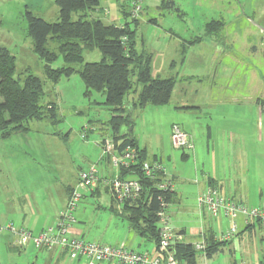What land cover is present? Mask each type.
Wrapping results in <instances>:
<instances>
[{
  "label": "rangeland",
  "instance_id": "rangeland-1",
  "mask_svg": "<svg viewBox=\"0 0 264 264\" xmlns=\"http://www.w3.org/2000/svg\"><path fill=\"white\" fill-rule=\"evenodd\" d=\"M132 1L135 0H100L99 9L92 16L100 17L104 23H111L113 17L116 22L125 20L130 22V26L136 29L135 49L138 52L149 53L152 67L162 74L167 72L171 74L173 67L168 68V65L174 60L179 61L180 42L183 41L181 39L192 41L195 36L202 35L203 24L210 20L211 16L213 18L222 16L230 25L227 26L228 29H234L232 27L240 20L235 19L233 14L224 12L226 7L236 5L245 9L254 8L257 16L255 20L264 24V0H139L141 8L135 18L137 24L132 22L131 16L125 19L120 11L122 5L129 11ZM172 5L180 7L184 14L177 16L176 11L172 10ZM26 12L48 22L58 20L55 0H0V45L6 47L15 57V77H19L21 81L26 73H30L45 81L41 103H54L59 120L52 122L47 117L40 120L30 119L25 122L28 128L26 135L13 134L7 139H0V202H14L16 198L13 196L25 193L30 195L29 200L34 205L44 211L56 212V205L62 204V198L66 195L65 186L75 184L77 171L87 170L91 165H95L99 170L103 165L106 158H101L102 149L96 142L102 138L101 136L111 137L112 129L108 120L112 112L104 103L105 95L101 92L93 90L88 96L84 95V84L77 73L68 78L62 77L56 84L45 80L44 62L33 50V40L27 33ZM78 15L72 13V19L75 20ZM152 19L155 23L151 21ZM190 25L193 28H190ZM169 30L180 36V39L170 36ZM262 39L264 40L263 34ZM49 47L55 48L56 45L50 42ZM82 55L84 62L98 61L102 56L96 48H84ZM63 64L62 56L58 55L51 63V67L57 68ZM179 66L181 65L176 63V68ZM133 81L135 92L131 91L130 97H135L140 89V84L135 82V78ZM185 81L182 80V83ZM185 83L188 86L187 93L193 88L202 87L199 85L200 82L195 80ZM189 86L192 88L189 89ZM175 104L172 101L133 109L131 134L137 139L138 145L146 149L148 160L156 156L161 159L169 174L185 173L193 179L191 149L175 148L172 145L171 128L173 124H177L187 134H191L190 123L196 121L199 130L205 119L201 115L195 116L188 110L186 112L179 110L175 108ZM129 128L122 125L120 132L128 131ZM254 152L252 166H258L259 171L247 173L246 176L251 177L250 181H245L249 184L248 187L256 185L253 181H258L257 178L264 176V144L262 143ZM182 153H188V158H182ZM175 182L177 189L182 182L180 180ZM184 183L187 194L185 192L181 198V205L187 208V212L179 215L175 212L170 214V224L173 226L181 224L180 219L185 222L184 224L193 223V219L197 217L198 203L193 196L196 184L191 181ZM249 190L250 193H254L256 186ZM88 191L89 189H80L82 196L73 212L76 224L86 229L85 237L88 238L87 232L91 236L102 234L111 239L124 235L127 230L125 220L111 216L98 206L108 201L105 193H102L101 197H93L87 193ZM242 201L246 206L252 207L249 202L244 199ZM170 208L169 205V213L172 210ZM222 220L223 224L227 225L226 220L229 219L224 217ZM13 224L15 227L19 226L18 221ZM239 228L241 226L237 227V230ZM220 229L226 228L217 227L216 232ZM7 232L0 235V264H63L55 262L43 251L33 248L10 250L8 242L11 236ZM251 236L247 251L235 250L231 255L219 253L211 261H207V264H234V260L235 264L241 262L249 264L253 260L260 261L256 264H264V228L255 223ZM147 244L151 246L153 243ZM202 253L201 250L198 251V258Z\"/></svg>",
  "mask_w": 264,
  "mask_h": 264
},
{
  "label": "crops",
  "instance_id": "crops-1",
  "mask_svg": "<svg viewBox=\"0 0 264 264\" xmlns=\"http://www.w3.org/2000/svg\"><path fill=\"white\" fill-rule=\"evenodd\" d=\"M171 7L172 10L176 11L177 16L184 14L180 7L176 5ZM226 8L224 12L233 14L232 16L235 19H239L240 22L235 27H232L234 29L231 30L227 27L230 26L229 23L222 16H216V18L211 16L210 20L204 22L203 28L209 21H220L222 26L218 32L213 35H205L203 32L202 35H197L201 37L198 41L191 43H188L190 40L182 38L181 40L186 43L184 56L181 61L176 62L174 60L168 65V68L173 67L171 74H168V72L165 74L157 72L150 61L153 77L165 78L173 76L176 79L167 103L173 101L176 103L175 108L185 112L188 110L195 116L199 117L201 115L205 119V122L201 123L199 130L196 127V121L193 124L192 122L190 123L192 132L188 135H190L193 142L190 154L193 160L191 167L194 168V178H190L191 176L185 173H177L175 175L166 171V176L171 178L174 183V189L168 202V205L171 206L170 210H174L170 211L171 215L174 212L176 215L187 212V208L181 205V198L185 192L187 194V189L184 185L186 181L196 184L193 195L196 200L198 195L205 191L208 186H213L224 197L232 198L238 202H243L242 199H244L251 206L264 205V176L257 178L258 181H253L256 185L253 184L250 187L245 182L251 179L249 175L248 177L246 176L247 173L259 171L257 169L258 166H252L254 151L259 149L262 143L264 144V40L262 39L264 24L255 20L257 16L254 8L245 9L243 6L237 7L236 5ZM106 16L108 18V15ZM151 21L155 23V20L152 19ZM124 22H116L114 17L111 18V23L116 25H121ZM190 28H193V26ZM169 35L180 39V36H177L171 30H169ZM183 41L180 42L181 45L184 44ZM176 63L181 66L176 68ZM182 80H186L185 82L199 81V85L202 87L200 89L193 88L187 93L188 86L185 82L182 83ZM190 88L192 87L189 86ZM135 97L128 95L127 102L131 103L135 100ZM198 117L195 118L198 119ZM27 130L14 134L26 135ZM127 132L129 130L120 133L125 134ZM101 137L96 142L97 144H100V141L104 139L103 136ZM131 137L135 139L136 145L140 150L144 149L146 155V149L138 145L135 136L131 134ZM199 139L202 140L199 141ZM181 156L187 159L189 154L182 153ZM154 157L151 160H159L161 162V159ZM146 160L148 159L146 158ZM198 173L199 175H197ZM119 175L120 170L112 167L109 160L105 159L98 170V183L95 187L89 189L87 193L93 197H101V194L105 193L108 201L98 206L102 210L109 212L111 216L125 220L127 225L125 234L111 239L102 234L91 236L87 232L88 239L85 237L86 229L76 224L77 220L75 217V222L69 227V234L75 238H83L100 243L111 241V244L125 246L131 250L152 253L155 245L149 246L147 243L152 242L150 239L141 237L130 228L124 218L122 206L117 205L107 188L106 181ZM126 176L130 178L129 176L131 175L128 174ZM178 180L182 184L176 189L175 181ZM77 181L78 171L75 184L65 186L66 195L62 198V204L56 205V212L44 211L41 207L34 205L29 200L28 196L30 195L25 193H17L16 196H13L16 198L14 202H0V226L3 228L0 230V235L7 232L4 228L8 223H15V221L19 222L18 227L28 229L34 236L43 229L54 226L71 190L77 185ZM254 186H256V190L254 193H250L249 189ZM197 206V217L193 219V223L184 224L185 222L179 217V223L181 224L172 225L178 235L175 242L193 245L199 242L200 239H204L205 236H214L217 227H225L226 229L230 227L232 220H226L227 225H224L222 220L224 217L222 215L213 217L205 207L199 204ZM234 222L237 227L241 226L237 230L236 235L232 239L218 245L217 250L211 253L210 256H207L202 251L201 257L198 258L197 253L199 250H195L193 264H207V261H211L219 253L223 255L229 253L231 255L235 250L242 252L249 249L252 237L251 232L254 230L255 223H246L242 215L236 216ZM7 233L10 232L8 231ZM10 236L11 240L8 242V248L20 251L22 247L18 244L17 238L12 233H10ZM26 247L43 251L57 263L64 264L67 261V263L69 262L68 264H84L82 260L72 258L58 247L52 249L36 248L31 243H28ZM235 262L234 260V264ZM258 262L253 260L249 264Z\"/></svg>",
  "mask_w": 264,
  "mask_h": 264
},
{
  "label": "trees",
  "instance_id": "trees-1",
  "mask_svg": "<svg viewBox=\"0 0 264 264\" xmlns=\"http://www.w3.org/2000/svg\"><path fill=\"white\" fill-rule=\"evenodd\" d=\"M58 7V20L48 22L26 12L27 33L33 40V50L43 60L45 80L56 84L62 77L68 78L77 73L84 84V95L95 90L105 95L104 103L112 112L108 124L115 148L121 151L128 145L138 150V161L128 168H119L120 178H136L142 191L138 199L122 205L124 218L130 228L141 237L158 244L157 217L158 197L163 194L154 186L155 181L147 178L141 171L140 164L146 160L144 149H139L135 139L131 137V111L136 107L148 104L162 105L169 101L175 84V77H153L150 69L151 55L135 49L136 29L126 21L121 25L104 23L95 15L100 0H55ZM87 12H90L88 14ZM72 13L79 15L75 20ZM121 13L126 19L130 12L121 6ZM136 24L137 19L132 18ZM222 26L220 21L212 20L205 24L204 34L213 35ZM197 36L188 43L198 41ZM55 48H50V42ZM98 49L101 59L84 62L83 49ZM186 44L179 50V61L183 59ZM58 55L62 56L63 65L51 67ZM75 65H79L76 67ZM15 57L4 46L0 45V138H7L14 133L27 130L25 122L30 119L40 120L45 117L52 122L58 121L57 107L54 103H41L44 95L45 81L26 73L20 81L15 77ZM133 78L140 84L135 100L127 102L133 89ZM127 125L129 132L120 133V127ZM155 158V157H154ZM153 158V159H154ZM170 193L163 194L167 202ZM225 241L215 240L213 235L205 236L204 252L207 256L217 250V246ZM170 250L175 258L185 264H193L195 248L192 244L174 242Z\"/></svg>",
  "mask_w": 264,
  "mask_h": 264
},
{
  "label": "built area",
  "instance_id": "built-area-1",
  "mask_svg": "<svg viewBox=\"0 0 264 264\" xmlns=\"http://www.w3.org/2000/svg\"><path fill=\"white\" fill-rule=\"evenodd\" d=\"M140 8L139 0L132 1L129 10L131 18L137 17ZM262 34L264 38V31ZM170 138L175 148H192L190 136L177 124L172 125ZM100 146L102 149L101 158L108 159L114 168H128L138 161L139 154L135 147L128 145L118 151L111 137L102 139ZM140 168L147 178L155 181L154 186L161 193L166 194L173 191L174 183L171 178L166 176V168L159 160H143ZM98 181V170L95 165H91L87 170L79 171L77 185L71 190L56 224L43 229L39 234L34 236L28 229L15 227L13 223H8L4 229L15 235L22 248H25L28 243L36 248L58 247L72 258L82 260L84 264L104 262L109 264H185L179 262L170 250L178 235L170 224L169 203L163 194L158 197L159 204L156 211L158 244L152 253L139 252L111 243L71 237L69 227L75 222L73 212L82 196L80 189H92ZM106 185L114 201L120 206L125 202L138 199L142 191L141 184L136 178L115 176L107 180ZM197 203L205 207L213 217L222 215L232 220L229 228L215 232L214 239L216 240L227 241L236 235L237 225L234 218L238 215H242L246 223H257L264 228V205L248 207L242 202L222 196L216 187L208 186L198 195ZM1 229L3 228L0 226ZM193 246L196 250L204 251V239H200Z\"/></svg>",
  "mask_w": 264,
  "mask_h": 264
}]
</instances>
